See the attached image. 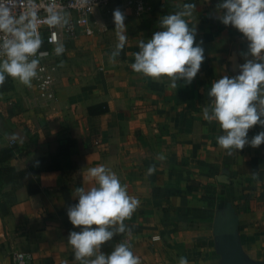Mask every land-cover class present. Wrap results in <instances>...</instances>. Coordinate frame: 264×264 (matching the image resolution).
<instances>
[{
    "label": "crops",
    "instance_id": "crops-1",
    "mask_svg": "<svg viewBox=\"0 0 264 264\" xmlns=\"http://www.w3.org/2000/svg\"><path fill=\"white\" fill-rule=\"evenodd\" d=\"M186 2L196 5L186 19L197 30L205 59L190 84L180 81L172 89L167 78L135 73L132 53L139 50L138 40L161 30V16L179 11ZM219 2L144 0L146 9L136 16L123 2L112 1L100 10L94 36L77 40L92 39L89 48L59 61L55 101L28 90L30 94L15 95L26 111L20 123L11 117L6 127L7 121H0V149L10 141L9 147L24 154L14 151V159L4 166L27 171L39 192L30 195L19 181L0 175V264H16V253L29 255L28 264H79L67 237L80 228L70 223L67 209L78 202L75 188L91 186L86 170L98 165L115 172L140 200L125 221L130 233L108 241L110 253L127 240L141 264H178L181 256L189 264H222L213 222L229 206L237 218L235 238L244 260L264 264V143L246 145L229 156L216 143L223 134L219 125L202 114L211 83L238 75L247 52L246 38L217 19ZM116 8L125 14L128 42L113 64L109 54L118 42L112 19ZM12 84L14 91L17 84ZM99 104L106 105V113L90 115L88 108ZM261 131L260 125L253 126L248 139ZM160 155L163 161L157 159ZM150 166L156 169L151 175ZM193 182L214 190L212 206L202 188L188 190Z\"/></svg>",
    "mask_w": 264,
    "mask_h": 264
},
{
    "label": "clouds",
    "instance_id": "clouds-1",
    "mask_svg": "<svg viewBox=\"0 0 264 264\" xmlns=\"http://www.w3.org/2000/svg\"><path fill=\"white\" fill-rule=\"evenodd\" d=\"M79 3L84 6L88 0H79ZM12 7L15 0L0 3V87L8 78L32 87V81L38 78V69L44 71L40 59L48 53L41 51L44 40L38 31L40 21L33 0H28L26 10L18 17L12 14ZM215 7L221 13L217 19L225 26L234 27L248 42L247 52L242 53L245 62L239 65V74L224 75L212 82L207 93L210 102L202 109L203 119L216 122L222 130L216 143L230 156L246 145L256 148L264 143V131L248 139L250 128L255 125L264 128V0H221ZM195 10L194 3L186 2L179 11L161 16V30L155 31L148 40L137 41L139 50L132 53L131 69L153 80L167 78L172 89H177L180 81L190 84L205 59L204 49L196 41L197 30L190 27L186 19ZM46 12L42 23L48 27L68 25V14L62 9L49 5ZM112 19L118 41L109 54V63L114 64L128 36L125 14L119 8L113 10ZM52 42L55 55H62L63 42L59 39ZM157 159L163 161L165 157L160 155ZM155 170V166H150L148 174ZM86 171L91 186L75 188L73 197L78 202L67 209L70 223L80 228L78 232L70 231L67 237L74 260L79 264H141L127 240L116 243L110 254L101 251L102 245L114 236L130 233L125 221L140 207V200L130 195L127 185L104 165ZM252 178L258 180V173L253 172ZM178 264H189V261L181 256Z\"/></svg>",
    "mask_w": 264,
    "mask_h": 264
},
{
    "label": "built area",
    "instance_id": "built-area-1",
    "mask_svg": "<svg viewBox=\"0 0 264 264\" xmlns=\"http://www.w3.org/2000/svg\"><path fill=\"white\" fill-rule=\"evenodd\" d=\"M112 1L123 2L136 16L143 14L146 9L144 0H88V3L84 6H81L79 0H33L40 21L38 23V31L44 40L41 51L48 53L46 57L40 59V67L44 71L40 72L38 69V78L32 81L33 86L26 87L34 97L40 96L44 101L56 100L53 86L58 63L64 53L60 56L55 55V44L52 41L59 39L66 46L67 42L76 41L80 37L89 38L94 36V28L99 24L100 10H106L108 4ZM7 2L8 0H0V3ZM27 2L28 0H15V7H12V14L17 17L22 14L26 10ZM49 5L55 6L57 10L62 9L63 12L68 14V25L63 28H50L42 23L47 15L46 7ZM45 81H48V83L45 84ZM13 259L16 264H28L31 261L30 256L24 253H16Z\"/></svg>",
    "mask_w": 264,
    "mask_h": 264
},
{
    "label": "trees",
    "instance_id": "trees-1",
    "mask_svg": "<svg viewBox=\"0 0 264 264\" xmlns=\"http://www.w3.org/2000/svg\"><path fill=\"white\" fill-rule=\"evenodd\" d=\"M13 91V84L11 82V78L6 79L5 84L0 87V93H9ZM107 107L105 104H99L93 107L88 108V112L90 115H101L106 113ZM14 151L15 148L4 146L0 149V175L10 181H19L22 185H24L27 189L28 194L33 195L39 192V188L36 183L32 180L29 173L27 171H16L14 168L10 166H4V163L14 159ZM17 152V151H16ZM18 156H23V151H19L16 153ZM202 188L204 190V199L208 206L213 205V201L216 200V196L214 190H212L209 186H200V184H196L195 182L188 185V190H198ZM108 242H106L101 247V251L105 254H110L108 248Z\"/></svg>",
    "mask_w": 264,
    "mask_h": 264
},
{
    "label": "water",
    "instance_id": "water-1",
    "mask_svg": "<svg viewBox=\"0 0 264 264\" xmlns=\"http://www.w3.org/2000/svg\"><path fill=\"white\" fill-rule=\"evenodd\" d=\"M237 218L233 216L230 207L223 212H217L213 222V233L216 236L217 250L222 264H249L247 263L236 244L235 233Z\"/></svg>",
    "mask_w": 264,
    "mask_h": 264
},
{
    "label": "rangeland",
    "instance_id": "rangeland-1",
    "mask_svg": "<svg viewBox=\"0 0 264 264\" xmlns=\"http://www.w3.org/2000/svg\"><path fill=\"white\" fill-rule=\"evenodd\" d=\"M76 41H70L66 44L65 52L62 56L64 62H67L68 58L72 59L76 53H79L80 51L82 52L83 50L81 48H89V46L91 45L90 43H93L92 39L81 40L77 42ZM81 44H83L84 46L82 47ZM11 82H15L17 84L16 87L14 86L13 93H0V121L5 119L7 121L6 127H8V125L10 124L11 117L15 120L16 123H20V117L26 111L24 103L21 104L20 101L15 97V95L22 94L24 92L30 94L24 85L20 83L18 84V82L13 79L11 80ZM55 83H57V80ZM19 88H22L21 91ZM8 144L9 146H12L10 141Z\"/></svg>",
    "mask_w": 264,
    "mask_h": 264
}]
</instances>
